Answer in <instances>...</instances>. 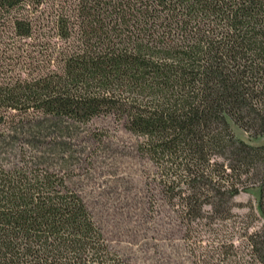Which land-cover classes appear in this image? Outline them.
Returning a JSON list of instances; mask_svg holds the SVG:
<instances>
[{
    "label": "trees",
    "instance_id": "1",
    "mask_svg": "<svg viewBox=\"0 0 264 264\" xmlns=\"http://www.w3.org/2000/svg\"><path fill=\"white\" fill-rule=\"evenodd\" d=\"M41 20L64 42L61 63L0 79V124L9 111L117 112L186 209L227 215L257 186L264 217V144L229 122L264 136V0H0V37H31ZM27 172L0 164V264H131L63 177ZM250 244L264 264V226Z\"/></svg>",
    "mask_w": 264,
    "mask_h": 264
},
{
    "label": "rangeland",
    "instance_id": "2",
    "mask_svg": "<svg viewBox=\"0 0 264 264\" xmlns=\"http://www.w3.org/2000/svg\"><path fill=\"white\" fill-rule=\"evenodd\" d=\"M9 28L0 37L1 81L58 69L64 42L55 36L53 23L41 20L31 37ZM229 122L237 137L264 144V136L251 137ZM126 123L117 112L80 122L9 111L0 124V164L63 177L82 197L111 249L131 264H259L250 244L264 226L259 187L235 196L230 214L207 205L197 216L181 204L177 190L164 185L158 166L140 148L143 137Z\"/></svg>",
    "mask_w": 264,
    "mask_h": 264
}]
</instances>
